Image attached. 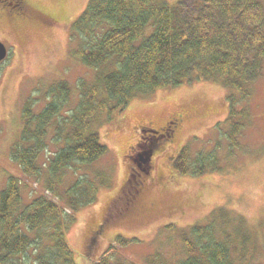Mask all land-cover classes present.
<instances>
[{"label": "rangeland", "instance_id": "obj_1", "mask_svg": "<svg viewBox=\"0 0 264 264\" xmlns=\"http://www.w3.org/2000/svg\"><path fill=\"white\" fill-rule=\"evenodd\" d=\"M4 1L15 5L14 0ZM90 1L24 0L26 7L19 11L36 10L41 18L13 14L0 17V40L9 49L7 60L0 62V191L10 176L21 177L29 184L21 187L26 202L45 192L68 212L61 197L46 191L41 183L45 177L39 183L37 178L23 174L12 160L11 149L23 131L25 108L31 105L34 113H39L49 102L54 83L66 81L71 86L65 114L79 104L80 80L97 84L102 72L114 70L112 64L101 71L90 68L75 53L79 38L74 35L73 23ZM163 1L176 5L181 0ZM187 1L191 5L193 0ZM152 31L150 26L146 34ZM229 93L221 81L193 79L136 96L124 109L112 113L109 107L114 102H109L94 126L108 151L79 174L92 176L98 184V196L92 204L73 212L76 222L67 233L78 264H92L109 250L128 263L148 264L152 260L171 264L184 251L190 230L213 220L220 239L224 232L231 234L235 264H264V63L248 103L250 116L233 148L225 136L230 128L226 121ZM173 114L182 115L183 124L174 142L156 156L155 168H160L162 176L142 192L140 202L145 211L135 218L122 216L126 195H120L127 192L125 186L130 178H140L131 176L128 153L143 126L161 128ZM52 136L51 131L49 138ZM185 147L193 163L202 154L215 153L212 165L206 164L211 165L206 173L184 175L175 169L173 156ZM56 151L51 145L46 155ZM46 155L42 161L47 160ZM66 178L65 183H69L71 172ZM137 195L139 192L136 198ZM104 220L111 223L99 230ZM94 236L96 243L92 246ZM119 236L130 241L122 247L117 241ZM34 257L30 254L21 264H36Z\"/></svg>", "mask_w": 264, "mask_h": 264}, {"label": "trees", "instance_id": "obj_2", "mask_svg": "<svg viewBox=\"0 0 264 264\" xmlns=\"http://www.w3.org/2000/svg\"><path fill=\"white\" fill-rule=\"evenodd\" d=\"M73 25L79 38L75 53L83 64L97 71L112 64L114 70L102 72L97 84L80 80L79 104L65 114L72 95L66 81L52 85L51 98L39 113L31 105L25 108V125L12 146V160L25 176L39 183L45 177L41 183L46 191L61 197L69 212L45 192L26 202L21 187L28 181L10 176L0 191V264H21L32 253L36 264H78L67 233L76 222L73 212L98 196L92 176L79 174L108 151L94 126L110 101L112 113L160 88L193 79L221 81L230 91V128L225 136L231 148L250 116L248 103L264 63V0H193L191 5L187 0L176 5L163 0H91ZM150 26L153 31L146 34ZM51 145L57 151L48 156ZM214 158L209 152L193 163L185 147L173 164L180 174L202 175ZM138 188L130 189L133 195ZM215 222L193 227L184 251L171 264H235L231 234L224 232L220 239ZM109 223L104 220L99 230ZM117 241L123 247L130 240L119 236ZM115 257L120 258L109 250L92 264H138Z\"/></svg>", "mask_w": 264, "mask_h": 264}, {"label": "flooded vegetation", "instance_id": "obj_3", "mask_svg": "<svg viewBox=\"0 0 264 264\" xmlns=\"http://www.w3.org/2000/svg\"><path fill=\"white\" fill-rule=\"evenodd\" d=\"M13 2L15 3V5L11 3L13 4L12 6L10 3L8 4L4 0L0 1V17L5 18L6 15L13 14L14 16H19V18H25L29 16L34 18H41L40 12L36 10H29V12H27L26 10L22 12L19 11L20 8L26 7L24 0H14ZM17 5L19 7L16 9L15 6ZM182 124V115L173 114L170 117V120L166 122L165 126L161 128H155L154 126L142 127L137 143L130 149L127 156L132 165L131 169L133 173L131 176L136 178L140 177L138 179L139 181H136L135 178H130V180H128L129 184H131L129 185V189L127 190V192L130 191L131 188H134V185L136 183V185L139 186L137 191V194L139 192V195H137L136 198V195H133L131 191L129 192V194H127V192H123V195H120V197H125L126 195V208L125 211L123 210V213L121 214L122 216H129L130 218H135L136 216L142 214L143 211H145L144 205H142L140 202V200L142 201V192L147 188L148 184L152 182H157L162 176V173L158 171L160 170V168L158 167L157 171L155 168L156 156L159 151L164 150L165 148L167 149L170 143L174 142ZM165 141L169 143L166 145L164 144ZM151 150H153V155L152 158L148 160L147 156H145V153ZM174 158L175 156H173V159ZM149 177L151 178L149 179ZM132 183H134L133 186ZM139 205H142V207H139Z\"/></svg>", "mask_w": 264, "mask_h": 264}, {"label": "water", "instance_id": "obj_4", "mask_svg": "<svg viewBox=\"0 0 264 264\" xmlns=\"http://www.w3.org/2000/svg\"><path fill=\"white\" fill-rule=\"evenodd\" d=\"M7 54H8V50L6 45L2 41H0V61L4 60L7 57ZM152 155H153V150L145 153V156H147L148 160L152 158Z\"/></svg>", "mask_w": 264, "mask_h": 264}, {"label": "bare ground", "instance_id": "obj_5", "mask_svg": "<svg viewBox=\"0 0 264 264\" xmlns=\"http://www.w3.org/2000/svg\"><path fill=\"white\" fill-rule=\"evenodd\" d=\"M8 181H9V179H8ZM5 187H6V186H5ZM5 187H4V188H5ZM4 188H3V189H4Z\"/></svg>", "mask_w": 264, "mask_h": 264}]
</instances>
